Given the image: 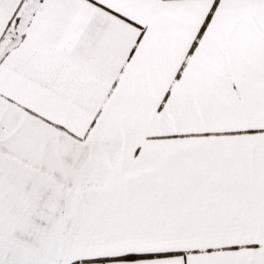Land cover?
<instances>
[{
  "label": "snow or ice",
  "instance_id": "6c2138e0",
  "mask_svg": "<svg viewBox=\"0 0 264 264\" xmlns=\"http://www.w3.org/2000/svg\"><path fill=\"white\" fill-rule=\"evenodd\" d=\"M0 264H264V0H0Z\"/></svg>",
  "mask_w": 264,
  "mask_h": 264
}]
</instances>
